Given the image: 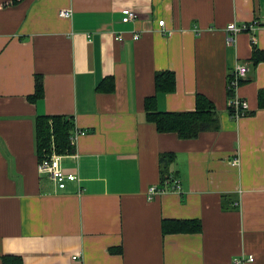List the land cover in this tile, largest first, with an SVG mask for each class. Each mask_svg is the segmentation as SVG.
Instances as JSON below:
<instances>
[{
    "label": "crops",
    "instance_id": "1",
    "mask_svg": "<svg viewBox=\"0 0 264 264\" xmlns=\"http://www.w3.org/2000/svg\"><path fill=\"white\" fill-rule=\"evenodd\" d=\"M13 1L0 0V264L4 254L24 264H264V60H250L252 33L264 49V0ZM130 9L137 16L123 21ZM253 20L228 42L229 22ZM238 62L249 66L237 93L252 113L233 118ZM162 69L177 83L157 93L159 109L192 110L201 93L219 129L183 138L147 120ZM36 74L44 94L31 101ZM105 76L113 91L97 89ZM37 114H72L82 129L76 152L59 153L79 174L65 188L38 168ZM166 152L180 188L150 198ZM223 194L237 206L224 209ZM191 218L201 231H163L164 220Z\"/></svg>",
    "mask_w": 264,
    "mask_h": 264
},
{
    "label": "trees",
    "instance_id": "2",
    "mask_svg": "<svg viewBox=\"0 0 264 264\" xmlns=\"http://www.w3.org/2000/svg\"><path fill=\"white\" fill-rule=\"evenodd\" d=\"M13 2H16L15 0ZM250 60L255 66L264 60V49L253 43ZM231 72L227 85V108L231 117L236 107L233 104L235 90L229 86ZM244 78L241 80V82ZM240 82V83H241ZM176 74L173 70L162 69L155 72V94L145 98L144 109L146 118L155 124L159 132H175L179 137L193 138L200 132L210 129H219L221 126L219 111L215 104L204 94L197 93L195 108L192 110H162L158 107L157 93L170 92L176 88ZM115 81L113 76H105L98 82L97 89L102 91H113ZM44 94L43 77L41 74L35 76V90L29 95L31 101H36ZM259 106L264 107V88L259 91ZM252 113L251 111L249 114ZM36 149L39 159L53 151L58 153H75L76 146L71 142V135L76 129L75 117L71 114H37L34 119ZM175 153H161L159 157L161 169V184L167 180L176 178L170 169L174 161ZM223 208L236 207L231 201L226 200L223 194ZM202 229L201 220L170 219L163 221L164 232H199ZM3 264H24L20 255L4 254Z\"/></svg>",
    "mask_w": 264,
    "mask_h": 264
},
{
    "label": "built area",
    "instance_id": "3",
    "mask_svg": "<svg viewBox=\"0 0 264 264\" xmlns=\"http://www.w3.org/2000/svg\"><path fill=\"white\" fill-rule=\"evenodd\" d=\"M61 16H71L72 9L71 8H63L59 11ZM137 16V13L130 9L127 11V14L123 17V21H128ZM164 19H159L158 23L160 26L164 24ZM259 22L257 20H253L250 22H241L238 23L236 21H231L226 26L227 34H228V42L233 41L234 36L243 30L252 31L256 26H258ZM139 34L135 33L134 38H138ZM116 38L119 40L123 39V35L118 33ZM252 42H256V37L254 33H252ZM249 70V66L246 63L238 62L234 69L231 70V79L229 80V86L233 87L235 90V96L233 98V104L236 107L235 112H233L234 118H240L242 116L248 115L250 112L248 100L239 96L237 93L238 87L240 85L241 80L246 76ZM82 133V129H76L73 134L71 135V142L75 145V142L78 138V135ZM234 164L239 162L238 158L232 160ZM38 168L42 172H46L51 176L57 185L60 188H65L67 181L69 180H78L79 174L76 170H67L61 165V155L56 151H53L51 154L44 155L42 158L39 159ZM180 184L177 178H174L172 181L167 180L163 184H152L148 189V195L152 198L155 194H159L165 192L167 190H179ZM248 260H253L254 255L248 254Z\"/></svg>",
    "mask_w": 264,
    "mask_h": 264
}]
</instances>
